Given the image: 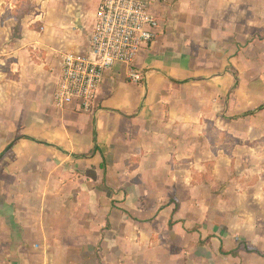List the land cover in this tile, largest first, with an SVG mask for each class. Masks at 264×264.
<instances>
[{
	"label": "crops",
	"instance_id": "0c3cea01",
	"mask_svg": "<svg viewBox=\"0 0 264 264\" xmlns=\"http://www.w3.org/2000/svg\"><path fill=\"white\" fill-rule=\"evenodd\" d=\"M146 1L145 81L87 113L54 94L100 0H0V264H264V0Z\"/></svg>",
	"mask_w": 264,
	"mask_h": 264
},
{
	"label": "built area",
	"instance_id": "2783aa9c",
	"mask_svg": "<svg viewBox=\"0 0 264 264\" xmlns=\"http://www.w3.org/2000/svg\"><path fill=\"white\" fill-rule=\"evenodd\" d=\"M159 1L169 4L173 0ZM159 31V20L146 0H100L89 53L64 57L55 107L63 110L78 103L82 111L91 113L105 75L116 66L126 68L130 83H143L146 76L135 68V62Z\"/></svg>",
	"mask_w": 264,
	"mask_h": 264
},
{
	"label": "rangeland",
	"instance_id": "374dc122",
	"mask_svg": "<svg viewBox=\"0 0 264 264\" xmlns=\"http://www.w3.org/2000/svg\"><path fill=\"white\" fill-rule=\"evenodd\" d=\"M215 244H218L217 242H215Z\"/></svg>",
	"mask_w": 264,
	"mask_h": 264
}]
</instances>
